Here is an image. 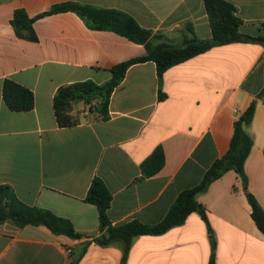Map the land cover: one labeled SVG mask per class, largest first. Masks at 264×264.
Wrapping results in <instances>:
<instances>
[{
	"label": "crops",
	"instance_id": "0c3cea01",
	"mask_svg": "<svg viewBox=\"0 0 264 264\" xmlns=\"http://www.w3.org/2000/svg\"><path fill=\"white\" fill-rule=\"evenodd\" d=\"M226 1L236 8L242 34L264 38V0ZM66 2L127 13L160 36L157 42L181 46L193 37L212 38L204 0H0V185L92 238L99 235V212L85 199L99 178L112 195V225L135 220L155 225L179 194L198 186L225 155L235 121L256 102L246 129L253 145L244 171L249 193L264 210V43L216 46L169 68L163 77L164 100L156 64H135L112 94L108 119L76 103L72 115L81 123L62 128L53 105L60 86L89 79L105 84L114 66L147 54L142 44L89 29L72 12L36 20V42L16 35L11 24L15 11L35 18ZM5 79L34 93L33 110L7 108ZM157 148L164 163L148 176L143 164ZM196 201L217 237L216 264H264V234L234 170L197 194ZM79 245L44 226L0 224V264H70L69 251ZM210 254L206 223L192 213L163 235L135 238L126 264H208ZM121 259L120 244H92L79 264H121Z\"/></svg>",
	"mask_w": 264,
	"mask_h": 264
},
{
	"label": "trees",
	"instance_id": "16d2710c",
	"mask_svg": "<svg viewBox=\"0 0 264 264\" xmlns=\"http://www.w3.org/2000/svg\"><path fill=\"white\" fill-rule=\"evenodd\" d=\"M212 31L209 40L191 38L181 46L165 42H157L161 37L152 31L142 28L131 15L114 9H104L75 2H66L52 6L48 11L35 18H30L22 9L15 11L11 24L16 35L25 40L36 42L38 37L34 31L36 20L59 13L72 12L78 15L91 30L109 31L116 33L131 42L142 44L146 49V56L122 62L111 69V79L105 84H98L93 80H84L58 88L54 95L53 105L56 121L62 128L75 127L82 119L72 115L73 105L83 103L88 105V112L95 114L102 120L109 117V105L114 90L124 80L128 69L138 63L154 62L156 64L159 98L165 99L163 93L164 73L171 67L186 62L216 46L236 42H260L264 38L251 37L240 32L242 21L236 15L235 6L226 0H204ZM189 30L192 32V28ZM5 105L12 112H29L34 109V93L14 82L5 79L2 88ZM256 109V102H252L248 109L235 121L234 133L229 149L224 156L217 159L205 173L201 183L191 189L182 191L166 217L155 225L131 221L126 224L112 225L108 215L112 203V195L104 182L95 178L88 190L86 202L98 209L99 235L87 237L77 233L73 224L51 211L33 207L22 202L9 185H0V224L11 222L17 228L26 226H44L54 235L65 236L80 242L76 249L70 250V264H79L88 248L92 244L101 247L118 243L122 247L121 264H126L133 241L140 236H159L172 228L183 225L192 213H198L206 223L211 245L208 264H216L217 237L210 226L205 208L196 201V195L204 192L208 186L221 178L226 172L234 170L241 178L248 202L252 208L251 216L258 229L264 234V210L256 198L249 193L244 164L253 145V139L247 132ZM164 163L161 148L143 164V170L148 176L156 174Z\"/></svg>",
	"mask_w": 264,
	"mask_h": 264
},
{
	"label": "water",
	"instance_id": "95a60500",
	"mask_svg": "<svg viewBox=\"0 0 264 264\" xmlns=\"http://www.w3.org/2000/svg\"><path fill=\"white\" fill-rule=\"evenodd\" d=\"M146 41H142L141 43L144 44Z\"/></svg>",
	"mask_w": 264,
	"mask_h": 264
}]
</instances>
